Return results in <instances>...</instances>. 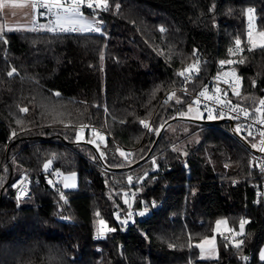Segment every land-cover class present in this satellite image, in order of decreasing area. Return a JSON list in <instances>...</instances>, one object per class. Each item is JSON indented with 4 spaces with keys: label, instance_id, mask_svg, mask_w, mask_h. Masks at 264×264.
Returning <instances> with one entry per match:
<instances>
[{
    "label": "trees",
    "instance_id": "1",
    "mask_svg": "<svg viewBox=\"0 0 264 264\" xmlns=\"http://www.w3.org/2000/svg\"><path fill=\"white\" fill-rule=\"evenodd\" d=\"M107 4L96 33L0 34V264H264L261 175L245 142L227 121H191L197 127L184 134L190 120L179 115L191 99L168 94L185 62L200 60L191 84L198 89L240 40L238 100L259 103L264 47L249 46L244 23L253 7L264 31V0ZM81 125L94 128L77 140ZM95 130L106 138L103 156L87 139ZM190 135L197 143L192 137L178 147ZM153 160L157 172L129 186L127 176L138 180ZM23 169L38 176L16 207L9 182ZM49 170L74 173L77 186L51 189L42 177ZM129 206L125 231L99 234L101 220L117 226ZM220 218L234 230L247 221L244 233L218 234V256L199 258L197 243ZM232 239L243 241L239 249Z\"/></svg>",
    "mask_w": 264,
    "mask_h": 264
},
{
    "label": "built area",
    "instance_id": "2",
    "mask_svg": "<svg viewBox=\"0 0 264 264\" xmlns=\"http://www.w3.org/2000/svg\"><path fill=\"white\" fill-rule=\"evenodd\" d=\"M60 2L64 7H68L72 0H60ZM32 3L33 0L30 2L31 8L38 14V19L33 23V30L60 34L82 33L72 31H49L48 29L52 27L55 22L57 9L53 7L49 10L41 8L39 5L33 7ZM89 3L98 6L88 8L87 4ZM106 9L102 2L98 3L96 0H84L80 11L81 13H87L90 15H98ZM249 9H252L253 11L250 13ZM255 21V10L253 7H249L244 23L248 32L254 24L257 27ZM90 32L96 33L97 31ZM245 50L246 46L240 43L239 47H237L235 44L231 49L232 58L221 59L217 63V69L198 89L192 88L191 84L197 78L200 69V60L194 58L185 62L179 69V84L170 88L168 94H181L183 96H188L191 101L202 110L210 109L215 116V119H224L228 122V131L231 135L236 136L245 142L248 150V162L252 166H255L261 175L260 190L256 194V203H258V199H264V151H261V148L264 147V145L261 144V141L264 140V136L261 135V133H264V124L260 122L264 119V105H261L259 102L251 107H247L238 100L242 91V76L238 73L233 62L235 61V58L241 55ZM222 61L225 63L222 64ZM181 73H184V75H181ZM201 92H205V95L200 96ZM236 93H239V95ZM209 97L212 99H209ZM217 97L220 102H217ZM261 100H264V97ZM245 112H247L248 115H245ZM88 127L92 129L94 128L93 126L81 125L79 126V129L85 130ZM237 128L240 130L237 131ZM249 133H251V135H249ZM14 135L15 134H13L11 138ZM253 145H255V147ZM37 176V174H32L28 170L23 169L9 182V188L13 194L16 207L20 205L22 200L30 195L31 184ZM42 177L45 183L51 189L55 190L61 183L62 172L59 170H49L44 172ZM124 196L130 198L131 191L126 190ZM134 211V208L129 206L127 214L119 220L117 226H112L111 228L115 229V231L117 229L120 232L125 231L132 221ZM129 213H132L131 217H129ZM125 220H127V223H122V221ZM239 241L242 240L232 239L231 243L236 244Z\"/></svg>",
    "mask_w": 264,
    "mask_h": 264
},
{
    "label": "rangeland",
    "instance_id": "3",
    "mask_svg": "<svg viewBox=\"0 0 264 264\" xmlns=\"http://www.w3.org/2000/svg\"><path fill=\"white\" fill-rule=\"evenodd\" d=\"M98 3H101V1L96 0ZM31 0H0V33L4 30V31H15L14 28H10L6 25L5 28H2V22H4L5 20L10 19L11 17L14 19L15 15H17V13L19 12V9L21 7V11L23 12L25 11V6L27 3H30ZM5 8V9H3ZM83 16L84 21H95V26H98L101 30V23L99 22L97 15H90L87 13H81ZM9 30H5L8 29ZM30 30H33V26L30 27ZM261 33H264L263 30H258L257 27L255 26V24L253 25V27L249 30L248 32V38L247 41L249 43V46L254 48L253 45H255V47H259L260 45H264V36H261ZM181 113H183L184 115H181ZM179 115L180 118H184L187 120H190V122H185L183 124L184 129L182 130L184 134H190L197 126L196 124L192 123L191 121L196 122L195 120H213V119H209V111L208 110H202L201 108L197 107L193 101H190L187 103L186 108L182 111ZM211 115L213 117H215L213 115V113L211 112ZM215 119V118H214ZM81 136V139H86V134L83 130H78V132ZM96 133H99V136L96 135ZM100 136L104 137L103 140L100 139ZM194 135H190L187 138L184 139L183 141H181V143L178 145V147H181L182 149L185 150V145L188 141L191 140V138ZM195 138L196 142L198 141V139L196 137ZM87 139L89 141H92V143L97 147L98 151L100 153H103L102 151V146L104 145L106 138L105 136L100 133L98 130L95 131H90L88 134ZM70 184V185H74V187H65V184ZM61 185L63 187V189H69V188H75L77 186V179H76V175L74 173H65L64 175H62V179H61ZM138 189V188H137ZM137 189H133L134 191H138ZM133 193L131 192V197L127 198L124 196L126 201H132L133 200ZM23 201V200H22ZM218 222H220L218 224ZM107 228H109L108 225H105ZM240 226V224H239ZM238 226V229L234 230L230 227V225L228 224V221L226 220V218H220L218 220L215 221L214 226H213V232L211 235L205 237L204 239H202L200 242L197 243L198 246V250H199V258L202 259H212V258H216L218 256V245H217V235H223V234H230L231 236H238L241 235L240 234V227ZM101 228V226H100ZM100 228L98 230V232H100ZM244 233V232H243ZM242 233V234H243ZM106 234V233H105Z\"/></svg>",
    "mask_w": 264,
    "mask_h": 264
},
{
    "label": "snow or ice",
    "instance_id": "4",
    "mask_svg": "<svg viewBox=\"0 0 264 264\" xmlns=\"http://www.w3.org/2000/svg\"><path fill=\"white\" fill-rule=\"evenodd\" d=\"M101 2L103 3V6L105 7V9L107 8V0H101ZM84 3V0H72V2L70 3V5L68 7H64V5L60 2V0H33L32 6L36 7L37 5H39L41 8H46L51 10V8H55L57 9L56 15H55V22L53 23L52 27H50L48 30L49 31H72V32H90V31H100V28L98 26H95V21H84L83 16L81 14V5ZM98 5H94L92 3L87 4L88 8H93L96 7ZM117 8H119V5L116 6ZM253 10L249 9V12L251 13ZM163 31V29H162ZM261 36H264V33H261ZM240 40L236 41V45L237 47H239L240 45ZM261 47H264V45H260ZM253 47H255V45H253ZM242 62V61H241ZM222 64L225 62H221ZM15 69L13 68L10 72H8V76H13V74L15 73ZM181 75H184V73H181ZM237 95H239V93H236ZM58 95V93H57ZM174 95V94H173ZM205 92H201L200 96H204ZM171 98V97H170ZM209 99H212L211 97H209ZM217 102L219 101V98L217 97ZM176 103H181L180 100H176ZM261 105H264V100L260 101ZM21 111H27V109H21ZM209 119H214L215 117H213L211 115V110L209 109ZM181 115H184L183 113H181ZM245 115H248L247 112H245ZM262 124H264V119H262L260 121ZM141 123L145 124V127H148V125L141 121ZM240 129L237 128V131H239ZM96 135L99 136V133H96ZM249 135H251V133H249ZM262 136H264V133H261ZM81 139V136L79 133H77V140ZM100 139L103 140L104 137L100 136ZM90 143H92V141H89ZM261 144L264 145V140L261 141ZM255 147V145H253ZM98 147V146H97ZM261 151H264V147L261 148ZM121 156H125L126 154L121 151ZM101 156H103V153H100ZM48 165H45V168H47ZM129 183H131L132 178L129 177L128 178ZM65 187H74V185H70V184H65ZM63 195H61V199H63ZM127 203V201H125ZM145 211H147V209H145ZM144 213H141V215H143ZM97 215H99V213H97ZM129 217H131L132 213L128 214ZM117 219H119V216H117ZM101 228H100V235H103L107 232H112L115 231V229L112 228H107L105 226V222L103 220H101L100 222ZM122 223H127V220L122 221ZM220 222H218L219 224ZM247 223V221L245 220H241L240 221V234H242L244 232V226ZM243 241H239L235 244V247L237 249H239L242 245ZM262 260H264V252H261V257Z\"/></svg>",
    "mask_w": 264,
    "mask_h": 264
},
{
    "label": "crops",
    "instance_id": "5",
    "mask_svg": "<svg viewBox=\"0 0 264 264\" xmlns=\"http://www.w3.org/2000/svg\"><path fill=\"white\" fill-rule=\"evenodd\" d=\"M18 9H19V12L17 13V15L14 16L15 17L14 19L11 17L10 19L2 22V28H5L4 25H6L10 28H14L15 30H30L31 29L30 27H32L33 23L38 19L37 12L31 8L30 3L26 4L25 11L23 12H20L21 7ZM0 14H1V11H0ZM10 28L5 29V30H9ZM3 32L4 30L1 33ZM261 252H264V245L260 249L259 258L261 257Z\"/></svg>",
    "mask_w": 264,
    "mask_h": 264
},
{
    "label": "water",
    "instance_id": "6",
    "mask_svg": "<svg viewBox=\"0 0 264 264\" xmlns=\"http://www.w3.org/2000/svg\"><path fill=\"white\" fill-rule=\"evenodd\" d=\"M196 122H212V123H220L222 121H226L224 119H213V120H195ZM159 168V165H158V162L157 160H153L152 161V168L146 170L140 177L138 180L134 181V182H131L129 183V180L128 178L129 177H132V176H127V184L129 186H134V185H138L140 183H142L144 181L145 178H147L150 174H154L157 172Z\"/></svg>",
    "mask_w": 264,
    "mask_h": 264
}]
</instances>
